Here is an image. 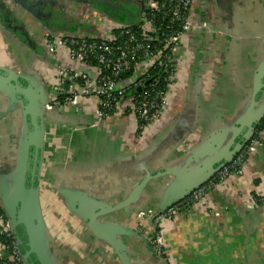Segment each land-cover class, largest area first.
<instances>
[{"label":"crops","instance_id":"1","mask_svg":"<svg viewBox=\"0 0 264 264\" xmlns=\"http://www.w3.org/2000/svg\"><path fill=\"white\" fill-rule=\"evenodd\" d=\"M17 1L28 3L27 9L19 5L14 10L16 2L0 0V67L53 79V62L37 40L40 28L74 31L79 18L62 11L61 1ZM209 9L215 20H203L212 31L195 40L188 80L178 91L177 114L144 154L131 151L126 143V121L92 126L88 110L44 114L40 202L56 264H119L112 250L64 208L59 190L116 204L142 173L156 170L165 159L184 158L196 140H188L190 129H198L203 140L248 109L254 75L264 59V0H209ZM263 103L264 90L255 109ZM6 109V102L0 101V112ZM22 121L18 110L0 116V186L9 182L15 166ZM206 189L203 205L182 208L173 221L163 223L166 263L144 242L151 231L148 222L144 231L135 223V214L156 215L162 209L159 195L149 192L136 206L110 216L108 223L123 229L116 238L131 254L132 264H264V147L252 145L241 176L210 183Z\"/></svg>","mask_w":264,"mask_h":264},{"label":"built area","instance_id":"2","mask_svg":"<svg viewBox=\"0 0 264 264\" xmlns=\"http://www.w3.org/2000/svg\"><path fill=\"white\" fill-rule=\"evenodd\" d=\"M89 1L68 2L63 7L79 18L80 27L74 31L40 28L37 40L53 62L54 76L51 81L43 78L47 86L44 109L88 110L95 125L126 121L130 133L126 143L139 152L177 114L178 91L186 85L193 61L185 60L183 54H194L195 40L202 32L212 31L210 22L202 18L204 0H116L137 11L135 20L123 11L124 21L108 18ZM255 144L264 147V118L251 143L211 181L153 218L145 243L156 259L168 262L163 223L173 221L182 208L203 205L210 183L241 176ZM151 216L150 211L135 214L137 229L144 231ZM0 244V264H24L1 205Z\"/></svg>","mask_w":264,"mask_h":264},{"label":"water","instance_id":"3","mask_svg":"<svg viewBox=\"0 0 264 264\" xmlns=\"http://www.w3.org/2000/svg\"><path fill=\"white\" fill-rule=\"evenodd\" d=\"M12 1L16 2L13 6L14 10L20 6L24 9L28 7V3L21 5L17 0ZM57 1H61L63 7L68 2L75 4L85 2V0ZM104 12L109 16V13ZM127 22L132 21L127 20ZM44 27L47 28V25ZM43 78L0 67V101L7 104V109L0 112V116L18 110L23 120L17 140L15 166L9 182L5 186H0V205L22 252L24 264H56L50 250L40 202L39 176L44 144L43 116L51 112L74 110L44 109L47 102V86ZM263 90L264 59L259 63L254 75L248 109L230 126L208 134L203 140L199 137L198 129L195 127L190 129L188 140L194 137L196 140L187 149L184 158L174 162L165 159L156 170L149 169L146 173H142L130 192L116 204L108 205L104 202L92 201L87 196L78 195L70 190H59L64 208L70 214L76 215L92 237L104 242L112 250L119 264H132L129 257L131 254L116 238V235L123 234V229L108 223L110 216L120 211L126 212L128 208L136 206L149 192L155 193L159 195L162 209L148 219V225L152 227L155 216L185 200L211 181L246 146L247 141L254 136L257 127L262 123L264 103L257 109L255 107L259 104ZM178 117H181V114ZM98 125L100 124L95 125L93 120L92 126ZM166 126L161 131H164ZM181 127L186 126L181 125ZM160 132L153 139H156ZM153 139L139 151V155L144 154ZM153 155L149 154L150 162H153L151 158ZM19 236L24 237L25 242Z\"/></svg>","mask_w":264,"mask_h":264},{"label":"trees","instance_id":"4","mask_svg":"<svg viewBox=\"0 0 264 264\" xmlns=\"http://www.w3.org/2000/svg\"><path fill=\"white\" fill-rule=\"evenodd\" d=\"M90 1H94L95 3L96 2H98V0H90ZM114 0H99V2H102V4H101V6L104 8V10L106 11V12H108L110 15H113L112 14V11H115L114 10V7H115V9L117 8V13L115 14V16H116V18H118L119 20H126V19H124V17L122 16V15H124V14H122V12L123 11H126L127 12V15L128 16H130L131 17V19L132 20H135V17H136V14H137V11H136V9L135 8H133V7H129V6H127L126 4H118V6H115L113 3ZM93 2V3H94ZM97 4V3H96ZM114 5V6H113ZM124 5H126V6H124ZM114 16V15H113ZM258 128V127H257ZM254 139V136L250 139V140H248L247 141V143H246V145H249L250 143H251V141ZM241 151V150H240ZM239 151V152H240ZM238 152V153H239ZM20 237V239L22 240V241H24L25 242V240H24V237H22V236H19Z\"/></svg>","mask_w":264,"mask_h":264},{"label":"flooded vegetation","instance_id":"5","mask_svg":"<svg viewBox=\"0 0 264 264\" xmlns=\"http://www.w3.org/2000/svg\"><path fill=\"white\" fill-rule=\"evenodd\" d=\"M94 2V1H93ZM92 1H89L88 3L91 5V7H93V8H95V9H97V10H99L101 13H105L104 11V8L101 6V4H102V2H99V0H98V2H94L93 3ZM114 3V5L115 6H118V4H120V3H118L116 0H114L113 1ZM113 5V6H114ZM208 8H209V0H204L203 1V5H202V11H204L205 9H206V13H205V17H207L211 22L213 21V20H215V18L213 17V15H211L212 14V12H211V9H209V11H208ZM114 10L115 11H112V14L114 15H110L109 14V16H108V18H111V19H117L116 18V16H115V14L117 13V8L115 9V7H114ZM62 11H66L67 12V10H65L64 8H62ZM108 13V12H107ZM106 14V13H105ZM203 16V17H204ZM202 17V18H203ZM204 21V20H203ZM207 22V21H206ZM46 29H48V28H46ZM49 30V29H48ZM184 55V59L185 60H189V59H191V54H190V52H185V54H183ZM191 67V62H190V65H189V68ZM145 239H146V237H145ZM144 242H145V240H144ZM146 244V243H145ZM147 246V245H146ZM148 249H149V251H151V249L149 248V246L147 247ZM153 255V254H152Z\"/></svg>","mask_w":264,"mask_h":264},{"label":"rangeland","instance_id":"6","mask_svg":"<svg viewBox=\"0 0 264 264\" xmlns=\"http://www.w3.org/2000/svg\"><path fill=\"white\" fill-rule=\"evenodd\" d=\"M79 25H80V24H79ZM79 25H78V26H79Z\"/></svg>","mask_w":264,"mask_h":264}]
</instances>
